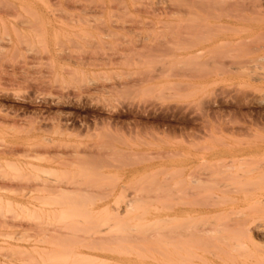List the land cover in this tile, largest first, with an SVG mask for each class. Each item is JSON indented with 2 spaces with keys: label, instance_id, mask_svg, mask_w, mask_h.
<instances>
[{
  "label": "rangeland",
  "instance_id": "374dc122",
  "mask_svg": "<svg viewBox=\"0 0 264 264\" xmlns=\"http://www.w3.org/2000/svg\"><path fill=\"white\" fill-rule=\"evenodd\" d=\"M205 1L0 0V264L261 263L264 0Z\"/></svg>",
  "mask_w": 264,
  "mask_h": 264
},
{
  "label": "bare ground",
  "instance_id": "6f19581e",
  "mask_svg": "<svg viewBox=\"0 0 264 264\" xmlns=\"http://www.w3.org/2000/svg\"><path fill=\"white\" fill-rule=\"evenodd\" d=\"M206 1H208V0H206ZM206 1H205V2H206ZM219 1H221V0H219ZM214 4H215V3H214ZM222 4H223V3H222ZM205 5L209 6L208 4H205ZM223 5H224V4H223ZM229 5H230V4H229ZM217 6L220 7L219 5H217ZM221 6H222V5H221ZM227 6H228V5H227ZM232 6H233V5H232ZM200 7L205 8L206 6L204 7V5H203L202 2H201V3H200ZM209 7H210V6H209ZM222 8H224V7H222ZM231 8H232V7H231ZM206 9L208 10V8H206ZM210 9H211V8H210ZM220 9H221V8H220ZM228 9H229V8H228ZM228 9H227V10H228ZM204 10H205V9H204ZM211 10H212V9H211ZM213 10H214V9H213ZM217 10H218V12H219V9H217ZM224 10H226V8H225ZM221 11L223 12V10H221ZM215 13H216V12H215ZM209 14H210V13H209ZM216 14H217L216 17H219V15H218L219 13H216ZM214 15H215V14H214ZM223 15H224V14H223ZM223 15H221V16H223ZM55 16H56V15H55ZM209 16H210V15H209ZM231 16H232V15H231ZM205 17H206V16H205ZM228 17H229V16H228ZM233 17H234V15H233ZM219 18H220V17H219ZM77 19H78V23L81 24V21L79 20L80 18L78 17ZM214 19H215V18H214ZM52 20H53V19H52ZM64 20H65V19H64ZM83 20H84V18H83ZM60 21H61V19H60ZM73 21H75V20H73ZM79 21H80V22H79ZM84 21H86V20H84ZM195 21H196V19H195ZM61 22H62V21H61ZM82 22H83V21H82ZM58 23H60V22H58ZM74 23H75V22H74ZM76 23H77V22H76ZM86 23H87V21H86ZM205 23H207V22H205ZM82 24H83V23H82ZM201 24H203V23L200 22V24L197 23V24H195V25H191V26H192L191 29L183 28V30L181 31V34L184 35V34L186 33L185 35L188 36L187 32H185V31H188V30H189L188 32H189V34H190V32L193 31V30H194V32H195V30H200V29H202L203 32L201 33V36H202V39H203V36L206 35V34H205V33H206V29H205V32H204V26H203L204 24H203V25H201ZM205 25H207V24H205ZM208 25H213V24H210V23H209ZM214 25L218 26L217 23L214 24ZM89 26H90V25H89ZM72 27H73V26H72ZM101 27H102V26H101ZM221 27H222V26H221ZM197 28H198V29H197ZM207 28H209V26H208ZM210 28H211V27H210ZM210 28H209V29H210ZM222 28H223V27H222ZM222 28L219 27V28L216 29V27H215L214 30L219 31V30L221 29V31H223L224 28H223V29H222ZM98 29H99V28H98ZM103 29H104V28H103ZM184 29H185V31H184ZM192 29H193V30H192ZM209 29H208V30H209ZM233 29H234V27H233ZM99 30H100V29H99ZM190 30H191V31H190ZM230 30H231V29H230ZM234 30H235V29H234ZM232 31H233V30H232ZM101 32H102V31H101ZM207 32H208V31H207ZM211 32H212V33H215V32H213V30L210 31V33H211ZM192 33H193V32H192ZM192 33H191V34H192ZM203 33H204V34H203ZM208 33H209V32H208ZM208 33H207V34H208ZM176 34L179 35L178 33H176ZM181 34H180V35H181ZM194 34H196V33H193L192 36H193ZM217 34H219V33H217ZM217 34H215V35H217ZM180 35H179V37L176 36L175 39H178V38L181 39V37H182L183 35H182L181 37H180ZM199 35H200V34H199ZM199 35H198V32H197L196 36L194 35V39H195L196 42H197L198 39H200V42H201V40H202V39H201V36L198 37ZM184 37H185V36H183L182 39H183ZM196 37H197V38H196ZM208 37H209V36H208ZM220 37H222V36H219V37L216 36V37H215V40H216V41L219 40V39H217V38H220ZM209 38H210V37H209ZM209 38H207V39H209ZM187 39H188V38H187ZM212 39H213V41H214V38H212ZM212 39H211V41H212ZM221 39H222V38H221ZM189 40H190V39H189ZM192 40H193V39H192ZM183 41H184V40H183ZM198 41H199V40H198ZM202 41H203V42H206V41H204V39H203ZM225 41H226V40H225ZM177 42H178V41H177ZM196 42L192 41V44H191V43H190V44L193 45V43H194V46H195V45L197 44ZM214 42H215V41H214ZM219 42H220V41H219ZM221 42H222V41H221ZM228 42H229V41H228ZM181 43H184V42H181V40H180V43L178 42L177 45L180 44L181 46H180V45H179V46H180L181 48H184L185 46L182 47V44H181ZM217 43H218V42H217ZM220 44H221V43H220ZM152 46H153V45H152ZM153 47H154V46H153ZM177 47H178V46H177ZM178 48H179V47H178ZM88 59H89V58H88ZM88 59H86V60H88ZM86 62H88V61H86ZM0 123H3V122L0 121ZM3 124H4V123H3ZM36 129H38V130L40 129V130H41L40 127H39V128H36ZM60 145H61V144H60ZM60 145H59V147H60ZM9 149H10V148H9ZM9 149H8V150H9ZM14 149H15V148H14ZM60 149H61V148H60ZM2 150L5 151L4 149H2ZM8 150H7V151H8ZM3 151H2V152H3ZM7 151H6V152H7ZM9 151H12V149L9 150ZM15 151H16V150H15ZM32 151H35V150H32ZM47 151H49V150H47ZM51 151H52V150H51ZM55 151H57V150H55ZM55 151H53V152H55ZM64 151H66V150H64ZM71 151H72V150H70L69 153H70ZM73 151H74V150H73ZM76 151H78V150H76ZM76 151H74V152H76ZM19 152H20V151H19ZM19 152L16 151L17 154H19ZM49 152H50V151H49ZM60 152H61V151H59V152L57 151V152H55V153L58 155ZM78 152H80V151H78ZM3 153H5V152H3ZM9 153H10V152H8L7 154H9ZM50 153H51V152H50ZM55 153H52V154H55ZM65 153H66V152H65ZM71 153H72V152H71ZM80 153H81V152H80ZM10 154H12V153H10ZM13 155H16V154H13ZM18 156H19V155H18ZM239 158H240V157H239ZM239 158H238V159H239ZM241 158H242V157H241ZM241 158H240V160H241ZM245 158H246V157H245ZM235 159H236L235 157L233 158V160L231 159L232 162H233ZM238 159H237V160H238ZM215 160H216V159H215ZM245 160H246V159H245ZM246 161H249V160L247 159ZM221 162H222V161H221ZM232 162H231V163H232ZM242 162L246 163V162L244 161V158H243ZM242 162L240 161L241 164H242ZM248 163H249V162H248ZM232 166L235 167L234 165H232ZM243 166H245V164H244ZM243 166H242V167H243ZM246 166H247V164H246ZM246 166H245V167H246ZM183 167H184V166H183ZM194 167H195V165H194ZM221 167H225V165H221ZM236 167H237V166H236ZM177 169H178V168H176L175 170H177ZM183 169H184V168H183ZM183 169H182V170H183ZM218 169L220 170L221 168H218ZM237 169H238V170H237ZM246 169H250V168L247 166ZM255 169H256V167H255ZM255 169H253V170H255ZM179 170H180V169H179ZM182 170H181V171H182ZM173 171H174V170H173ZM220 171L224 172L225 170L222 169V170H220ZM237 171H241V173L244 175V171H243V169H242V170H239V168H236V172H237ZM255 171L257 172V171H259V170H255ZM192 172H193V171H192ZM236 172H235V171H234L233 173L231 172V174L234 175ZM251 172H252V170L250 169V172H249V171L245 172V173H246L245 175H248L247 173H251ZM259 172H260V171H259ZM261 172H262V173H260V175L263 174V171H261ZM179 173H180V171H179ZM187 173H188V172H187ZM238 173H240V172H238ZM254 173H255V172H254ZM210 174H211V173H210ZM255 174H256V173H255ZM186 175H189V174H186ZM250 175H251V174H250ZM253 175H254V174H253ZM175 176H177V175H175ZM189 176H190V175H189ZM189 176H188V177H189ZM230 176H231V175H230ZM256 176H258V175H256ZM186 177H187V176H186ZM254 177H255V176H254ZM254 177H253V178H254ZM258 178H259V177H258ZM236 180H237V179H236ZM237 181H241V180L239 179V180H237ZM1 183H3V182H1ZM41 186H42L43 188L45 187L46 189H49L48 191L55 190V189H68V186H67L66 184H53V183H50V182H47V181L42 182V183H41ZM75 188H76V187H75ZM46 189H44V190H46ZM46 191H47V190H46ZM48 191H47V192H48ZM249 208H250V207H249ZM238 209H239V208H238ZM241 209H242V208H241ZM241 209H240V211H241ZM247 209H248V207H247ZM250 209H251V208H250ZM186 211H187V210H186ZM186 211H182V212L188 215V213H187ZM237 211H238V210H237ZM240 211H239V212H240ZM243 211H247V210L243 209ZM239 212H235L237 215H234V217H235V216L240 217V215H242V214H240L241 212H240V213H239ZM242 213H243V212H242ZM244 213L248 214L249 212L247 211V212H244ZM244 213H243V216H241V217H244V218H246V217L248 218V217H249V218H251V214H248V216H246V214H245V216H244ZM189 214H190V213H189ZM238 214H239V215H238ZM183 217H184V216H183ZM183 217H182V218H183ZM185 217H186V216H185ZM187 217H189V216H187ZM231 218H232V217H231ZM235 218H236V217H235ZM247 218H246V219H247ZM237 219H239V218H237ZM182 220H183V219H182ZM246 221H247V220H246ZM251 221H252V220H251ZM251 221H250V222H251ZM236 222H237V221H236ZM236 222H234V223H236ZM243 222H244V221H243ZM252 222H253V221H252ZM224 223H225V222H224ZM258 223H259V222H258ZM242 224H243V226H244V223H242ZM242 224H241V225H242ZM253 224H254V223H253ZM256 224H257V223H256ZM221 225H222V224H221ZM232 225H234V224H232ZM261 225H262V222L259 223V226L263 228L264 226H261ZM215 226H216V225H215ZM239 226H240V225H239ZM239 226H238V228H239ZM257 226H258V224H257ZM257 226H256V228H258ZM223 227H224V226H223ZM247 227H248V226H246V228H245V226H244L245 231H244V229L242 228L243 231H244V233H247V232H248V231L246 230ZM216 228H217V227H216ZM229 228H230V227H229ZM231 229H232V228H231ZM242 229H241V227L238 229V230L240 231V233H241ZM259 229H260V228H259ZM206 230H207V229H205V231H206ZM201 231L204 232V230H201ZM263 231H264V230H263ZM179 232H180V231H179ZM197 233H198V232H197ZM240 233H239L238 235H235V238H236V239H235V242L233 241V244L235 243V245H236V244H238V245H236V247H235L233 244L230 243L233 247L236 248L235 251H234V248H233V253L235 252V254H237L236 252H238V254H241L242 256L245 254L243 258H244V259H249L250 257L248 256V254L251 255L250 252H251L252 250H251V251H250V250L246 251V250L248 249V247H246V249H245V246H246V245H245L244 242L241 241V239H243V238L245 239V238H246L247 234H246V236H244V235H245V234H244V235H243L244 237L241 238ZM203 234H204V233H203ZM241 234H242V233H241ZM232 237L234 238V236H232ZM237 237H238V238H237ZM240 238H241V239H240ZM199 239H200V238H199ZM224 239H225V238H224ZM228 239H229V238H228ZM239 239H240V241H238ZM246 239H247V238H246ZM250 239H252V241L254 240V239L251 238V236L249 235V239H247V240H250ZM222 240H223V239H222ZM230 240L232 241V239H229V241H230ZM233 240H234V239H233ZM178 241H179V240H178ZM236 241H237V242H236ZM186 242H187V241H186ZM222 242H224V243L226 244V241H225V240L222 241ZM227 242H228V241H227ZM240 242L244 243V244H243V245H244V248H243L242 243H240ZM190 243H192V242L189 241V244H190ZM178 244H179V243H178ZM180 244H181V243H180ZM183 244H184V243H183ZM186 244H187V243H186ZM220 244H222V243H220ZM227 244H228V243H227ZM187 245H188V244H187ZM191 245H192V244H191ZM191 245H190V246H191ZM222 245H223V244H222ZM239 245H240V247H239ZM250 245H251V244H250ZM176 246H177V245H176ZM183 246H185L186 248L188 247V250H189V248H193L194 244H193L191 247H190V246H186L185 244H184ZM225 246H228V245H224V247H225ZM232 246H231V247H232ZM178 247H179V246H178ZM197 247H198V246H197ZM220 247H221V246L219 245V248H220ZM173 248H174V247H173ZM179 248H182V250H183L184 247H181V246H180ZM194 248H195V246H194ZM198 248H199V249L201 248V250L203 249L202 247H198ZM198 248H197V249H198ZM204 248H205V247H204ZM225 248H226V247H225ZM225 248H224V250H225ZM175 249H176V248H175ZM195 249H196V248H195ZM197 249H196V250H197ZM199 249H198V250H199ZM205 249H206V248H205ZM220 249H221V248H220ZM226 249H227V248H226ZM229 249H230V247H229ZM229 249H228V251H229ZM231 249H232V248H231ZM237 249H241V251H238ZM243 249H244L245 251H244ZM253 249H254V248H253ZM176 250L179 252L181 249H176ZM186 250H187V249H186ZM190 250H191V249H190ZM218 250H219V249H218ZM218 250H217V251H218ZM221 250H222V249H221ZM236 250H237V251H236ZM171 251H172V250H171ZM171 251H170V252H171ZM173 251H174V250H173ZM173 251H172V252H173ZM183 251H184V250H183ZM183 251H181V252H183ZM209 251H210V250H209ZM225 251H226V250H225ZM231 251H232V250H231ZM231 251H230V252H231ZM249 251H250V252H249ZM255 251L258 252V250H255ZM172 252H171V253H172ZM174 252H175V251H174ZM174 252H173V253H174ZM186 252H187V251H186ZM189 252H191V251H189ZM189 252H188V253H189ZM204 252H205V251H204ZM206 252H207V251H206ZM206 252H205V253H206ZM210 252H211V251H210ZM239 252H240V253H239ZM241 252L244 253V254H242ZM248 252H249V253H248ZM184 253H185V252H184ZM184 253H183V254H184ZM218 253H219V252H218ZM252 253H253V251H252ZM262 253H264V252H262ZM176 254H177V253H176ZM178 254H179V253H178ZM191 254H192V253H191ZM193 254H195V252H194ZM207 254H208V253H207ZM214 254L216 255V253H214ZM223 254H224V253H223ZM223 254H222V255H223ZM229 254H230V253H229ZM238 254H237V255H238ZM170 255H171V254H170ZM173 255H175V254H173ZM197 255H198V254H197ZM199 255H200V254H199ZM232 255H234V254H232ZM237 255H236V256H237ZM241 255H239V256H241ZM171 256H172V255H171ZM175 256H176V255H175ZM180 256H182L181 253H180ZM180 256H179V257H180ZM183 256H185V255H183ZM183 256H182V257H183ZM187 256H188V255H187ZM195 256H196V254H195ZM211 256H212V255H211ZM245 256H246V258H245ZM260 256H261V255H260ZM260 256H258L259 259H260ZM262 256H263V257L260 259L261 263H260L258 260H256L257 257H254V256H253L254 259H252L253 261H251V262H254V261L256 260V261L254 262L255 264H257V263L262 264V263H263V262H262V261H263L262 259H264V255H262ZM182 257H181V258H182ZM189 257H190V256H189ZM197 257H198V256H197ZM199 257H200V256H199ZM199 257H198V258H199ZM202 257H203V256H202ZM213 257H214V256H213ZM222 257H223V256H222ZM164 258H166V257H164ZM192 258H193V257H192ZM238 258H239V257H238ZM204 259H205V258H204ZM250 259H251V258H250ZM171 260H172V258H170V260H167V261L170 262ZM180 260H183V261H184L185 259L182 258V259H180ZM198 260H199V259H198ZM219 260H220V259H219ZM160 261H161V260H160ZM183 261H182V262H183ZM220 261H221V260H220ZM248 261H249V260H248ZM162 262H163V264L165 263L164 261H162ZM169 262H168V263H169ZM171 262L173 263V262H175V261H171ZM176 262H177V261H176ZM176 262H175V263H176ZM179 262H181V261H179ZM179 262H178V263H179ZM185 262L188 263V260L186 259ZM166 263H167V262H166ZM168 263H167V264H168ZM175 263H174V264H175ZM187 263H186V264H187ZM209 263H210V262H209ZM224 263H225V262H224ZM226 263H227V262H226ZM230 263H231V261H230ZM254 263H253V264H254ZM183 264H184V263H183ZM188 264H189V263H188ZM233 264H234V262H233ZM244 264H246V263H244Z\"/></svg>",
  "mask_w": 264,
  "mask_h": 264
}]
</instances>
